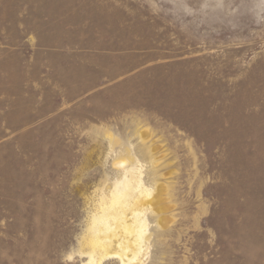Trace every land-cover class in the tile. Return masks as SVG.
<instances>
[{
    "label": "rangeland",
    "instance_id": "1",
    "mask_svg": "<svg viewBox=\"0 0 264 264\" xmlns=\"http://www.w3.org/2000/svg\"><path fill=\"white\" fill-rule=\"evenodd\" d=\"M120 191L133 264H264V0H0V264H120Z\"/></svg>",
    "mask_w": 264,
    "mask_h": 264
},
{
    "label": "bare ground",
    "instance_id": "2",
    "mask_svg": "<svg viewBox=\"0 0 264 264\" xmlns=\"http://www.w3.org/2000/svg\"><path fill=\"white\" fill-rule=\"evenodd\" d=\"M129 172L131 175L129 173L127 175L129 174L131 177L126 176L127 178L125 179H127L126 186L131 190V187H135L133 184L135 172L133 168ZM127 194H129V191H126L125 194H123V191H120L114 197L109 207H103L100 215H97L95 218L98 223L94 226L98 234L93 242L102 245L105 255L113 256V258L119 260L120 264H133L139 259V254L143 247V228L146 226L144 220L145 208L142 206L147 202H142L141 207L139 205L136 207L134 206L135 204H132V207L129 208V203L125 202ZM151 194V192H148L146 196L149 198ZM147 205L150 204L148 203ZM129 210V214H132L131 217L127 213ZM119 232H122V236H119ZM116 242L121 247L118 246V248L122 250L113 252L110 248Z\"/></svg>",
    "mask_w": 264,
    "mask_h": 264
}]
</instances>
